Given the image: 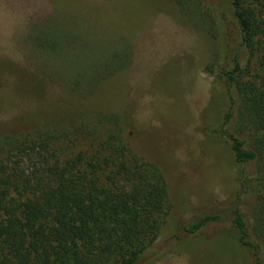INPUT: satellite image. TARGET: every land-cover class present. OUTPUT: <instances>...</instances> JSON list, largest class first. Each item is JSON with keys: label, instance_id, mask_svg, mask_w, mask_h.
<instances>
[{"label": "rangeland", "instance_id": "obj_1", "mask_svg": "<svg viewBox=\"0 0 264 264\" xmlns=\"http://www.w3.org/2000/svg\"><path fill=\"white\" fill-rule=\"evenodd\" d=\"M238 36L228 0H0V135L62 112L123 115L148 154L171 166L169 225L220 216L190 247L145 264H256L235 244L240 168L224 132L230 101L221 71ZM107 62L87 97L67 86ZM84 148L66 142L58 153Z\"/></svg>", "mask_w": 264, "mask_h": 264}, {"label": "trees", "instance_id": "obj_2", "mask_svg": "<svg viewBox=\"0 0 264 264\" xmlns=\"http://www.w3.org/2000/svg\"><path fill=\"white\" fill-rule=\"evenodd\" d=\"M228 1L239 35L221 71L230 101L224 132L240 168L231 216L235 244L264 264V0ZM111 64L70 76L67 86L85 98ZM88 114L62 112L0 135V264H145L185 250L220 220L214 214L170 226L171 166L148 154L123 115ZM78 140L86 148L68 158L58 153Z\"/></svg>", "mask_w": 264, "mask_h": 264}]
</instances>
